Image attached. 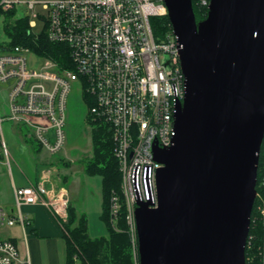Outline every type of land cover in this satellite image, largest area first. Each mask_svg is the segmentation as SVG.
<instances>
[{
	"label": "built area",
	"instance_id": "obj_1",
	"mask_svg": "<svg viewBox=\"0 0 264 264\" xmlns=\"http://www.w3.org/2000/svg\"><path fill=\"white\" fill-rule=\"evenodd\" d=\"M210 3L197 0L208 11ZM11 12H15L14 20L29 19V34L37 39L41 34L34 32L37 22L30 17L45 20L48 40L68 46L74 70H59L56 62L35 54L31 47L14 45L3 15ZM0 16L4 18L0 86L7 92V112H0L3 163L11 172L12 157L2 128L6 121L26 127L29 142L51 156L64 149L68 98L72 85L79 83L84 101L85 96L94 101L90 118L112 131L122 180L121 196L114 194L111 200V220L118 221L126 210L128 233L138 253L136 211L145 203L151 209L158 207V173L163 165L156 161L155 150L172 146L176 105L186 94L172 25L163 37H156L152 26L153 19L168 17L164 0H0ZM261 157L255 223L263 239L256 243V234L249 235L251 264H264V152ZM53 176L54 169L49 167L42 171L39 184L15 187L14 211L0 200V229L20 225L25 232L31 220L23 206L42 205L64 230L70 194L52 184ZM20 263L17 245L0 240V264Z\"/></svg>",
	"mask_w": 264,
	"mask_h": 264
},
{
	"label": "water",
	"instance_id": "obj_2",
	"mask_svg": "<svg viewBox=\"0 0 264 264\" xmlns=\"http://www.w3.org/2000/svg\"><path fill=\"white\" fill-rule=\"evenodd\" d=\"M185 98L155 150L158 207L136 211L139 264H247L264 142V0H164Z\"/></svg>",
	"mask_w": 264,
	"mask_h": 264
},
{
	"label": "trees",
	"instance_id": "obj_3",
	"mask_svg": "<svg viewBox=\"0 0 264 264\" xmlns=\"http://www.w3.org/2000/svg\"><path fill=\"white\" fill-rule=\"evenodd\" d=\"M192 2L197 21H204L208 16V10L199 7L197 0H192ZM3 15L5 16V31L13 38L14 45L31 47L35 54L56 62L59 70H74L68 46L50 42L46 30L39 39L35 34H29V19L14 20L15 12ZM152 26L156 37H163L171 32V23L167 16L153 19ZM85 101L88 108L94 106V101L87 96H85ZM86 120L89 126L94 128V155L85 163V173L91 177L102 178L103 205L100 219L105 225L107 234L91 238L87 216L84 214L78 216L70 205L68 223L65 224L63 230L67 241V264H138L137 247L133 245L128 233L126 210H122L118 221L112 222L111 220V200L114 194L121 196L122 180L114 154L115 142L112 131L107 125L93 121L89 115ZM31 144L33 149L41 151L38 145ZM261 152L263 154L264 144ZM261 164L262 157L260 167ZM255 215L254 207L250 235L256 234L254 240L257 243V239L258 241L263 239V231L256 225ZM250 254V246H248L246 249L247 264H251ZM252 254H255V250Z\"/></svg>",
	"mask_w": 264,
	"mask_h": 264
},
{
	"label": "rangeland",
	"instance_id": "obj_4",
	"mask_svg": "<svg viewBox=\"0 0 264 264\" xmlns=\"http://www.w3.org/2000/svg\"><path fill=\"white\" fill-rule=\"evenodd\" d=\"M40 14H44L39 10ZM30 19L37 22L34 30L37 34H42L46 30L45 20L33 17ZM4 18L0 16V33L3 32ZM41 64V60L37 65ZM0 86V112H7V92ZM89 108L84 101L82 89L79 83L72 85V90L68 98L67 123L65 131L67 142L64 149L55 154L49 155L44 151L35 152L29 141L31 136L26 127H20L12 122L6 121L2 124L4 139L12 157L13 174L17 180H22L23 174L32 179L36 176L37 167L40 163L53 161L54 167L58 166L63 170H68L69 181L67 186L71 188L72 200L82 213L87 214L89 220V235L91 238L106 236L105 225L100 219L102 212V192L101 179L99 176L90 178L85 173V163L93 158V131L94 128L87 123ZM33 144L35 142L33 141ZM2 157V155H1ZM6 159L2 157L1 162ZM59 160V161H58ZM58 163V164H57ZM53 167V168H54ZM3 167L0 166V170ZM2 172V170H1ZM0 172V193L4 192L8 196L9 189L7 181L9 177H2ZM7 174H9L7 169ZM66 172V171H65ZM23 173V174H22ZM72 182L70 183V181ZM139 264V262H138Z\"/></svg>",
	"mask_w": 264,
	"mask_h": 264
},
{
	"label": "crops",
	"instance_id": "obj_5",
	"mask_svg": "<svg viewBox=\"0 0 264 264\" xmlns=\"http://www.w3.org/2000/svg\"><path fill=\"white\" fill-rule=\"evenodd\" d=\"M34 151L40 152L35 149ZM41 151L44 150L41 148ZM1 159L2 158L0 157V166L3 167L1 169L2 172L0 170L2 177L7 178L10 176V179L6 183L9 189L8 196L6 197L2 191V194L0 193V200L2 205L10 212L15 210L14 188L39 184L42 171L49 167L53 168L55 165L53 164V161L40 163L37 167L36 176L34 178L30 179L25 173H22V180L18 181L13 174V168L11 172L8 170L9 174H7V168L5 164L1 162ZM53 169L54 176L51 178L52 184L59 188H66L70 194V205L75 210L76 214L78 216L82 214L87 216V214L79 211L72 200L73 189L71 190V188L67 186L69 181L68 170H63L58 166ZM88 177L94 178L91 176ZM100 179L102 192V178L100 177ZM71 182L72 180L70 183ZM22 211L24 214L28 215L31 220V223L27 226L25 232L20 225L0 229V240H12L17 245L21 258L20 264H67V241L63 229L59 226L53 214L42 205L23 206Z\"/></svg>",
	"mask_w": 264,
	"mask_h": 264
}]
</instances>
